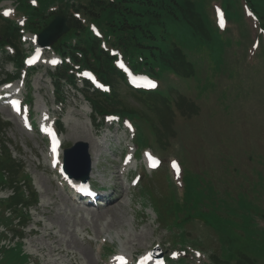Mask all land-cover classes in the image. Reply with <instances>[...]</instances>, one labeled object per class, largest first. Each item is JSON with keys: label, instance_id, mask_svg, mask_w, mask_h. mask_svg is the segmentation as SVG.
Listing matches in <instances>:
<instances>
[{"label": "rangeland", "instance_id": "1", "mask_svg": "<svg viewBox=\"0 0 264 264\" xmlns=\"http://www.w3.org/2000/svg\"><path fill=\"white\" fill-rule=\"evenodd\" d=\"M64 1L38 0L42 8H59ZM71 1L87 7L85 24L92 32H105L99 17L104 5L137 7L127 0ZM142 1L141 8L149 7ZM150 1L161 14L152 26L180 48L192 74L152 92L117 84L115 109L123 107L121 122L134 127L135 158L149 149L161 166L148 172L144 157L131 162L127 124L104 117L92 122L76 86L63 84L60 99L49 77L53 67L41 61L11 84L28 104L35 127L22 125L0 104V264H112L120 252L131 264L155 247L165 256H180L177 248L181 254L200 250L188 257L190 264L199 258L201 264H264V0ZM192 11L203 27L194 24ZM6 24L0 19V35ZM8 54L0 50V82L16 72ZM44 54L52 56L49 49ZM43 113L55 127L61 119V154L79 141L89 153V141L95 142L90 180L108 188V202L84 208L66 193L35 125ZM138 174L142 178L133 185ZM17 200L30 206L25 218L20 204L12 206ZM21 249L27 263L17 256Z\"/></svg>", "mask_w": 264, "mask_h": 264}, {"label": "trees", "instance_id": "2", "mask_svg": "<svg viewBox=\"0 0 264 264\" xmlns=\"http://www.w3.org/2000/svg\"><path fill=\"white\" fill-rule=\"evenodd\" d=\"M123 1L125 2L126 0ZM127 2H137V7L135 5L121 7L120 3L112 2L109 5H104L106 6L103 8L104 15H99V17L100 21H104V26L106 27L105 41L109 42L111 40L113 45L121 48L124 56L136 71L153 73L157 78H160L163 72L170 69L179 72L183 77H189L192 73L188 72L190 70L192 72L193 70L192 64L187 61L180 48L167 38L166 32L159 31L152 26L158 23V17L161 16L151 6L153 3L148 0L149 7L141 8L139 5L143 2L142 0H127ZM99 3L102 4L103 1H99ZM83 9L87 15V7H83ZM68 18L69 29L56 41V51L63 57L66 55L70 56L79 68L91 67L101 79L113 86L111 96L109 97L101 96L97 92L89 93L88 91H84L85 97L88 98L93 109L99 112L115 111L122 113L125 110L123 107L117 108L118 110L115 109L119 106L117 94H115V85H124L125 79L123 74L115 68L113 58L101 47L100 40L78 20L72 19L70 16ZM191 18L195 25L203 27L199 15L195 11L191 12ZM50 19L51 17L42 18L37 23H31L29 27L31 30L39 32L47 25ZM0 36L2 37L0 45L4 42H11L16 45L17 32L14 26L9 23L6 24ZM13 60H16L17 65L20 64L21 58L19 52H17ZM177 66L181 72L176 69ZM70 70V66L66 62H63L57 68L55 75H53V80L56 79V82L59 83L63 79L67 83H73V75ZM56 85V92L58 94L60 90L58 84ZM2 179L3 175L0 172V181ZM20 203L21 201L19 202V200L13 201L12 206L16 209ZM24 204L26 205L27 203ZM8 206H10V201ZM18 208V210L22 211L21 207ZM17 256L19 257V254ZM20 256H23L22 258L25 259L27 258V255L22 252Z\"/></svg>", "mask_w": 264, "mask_h": 264}, {"label": "water", "instance_id": "3", "mask_svg": "<svg viewBox=\"0 0 264 264\" xmlns=\"http://www.w3.org/2000/svg\"><path fill=\"white\" fill-rule=\"evenodd\" d=\"M66 19L63 16H56L50 24L39 34L38 42L41 45H50L52 44L56 36L61 32L67 30L65 24ZM64 156V169L65 171L73 176L84 178L87 177L91 160L88 153V145L85 142H77L74 146L69 149H66ZM79 168L80 173L78 174L76 170Z\"/></svg>", "mask_w": 264, "mask_h": 264}, {"label": "snow or ice", "instance_id": "4", "mask_svg": "<svg viewBox=\"0 0 264 264\" xmlns=\"http://www.w3.org/2000/svg\"><path fill=\"white\" fill-rule=\"evenodd\" d=\"M8 13H5V15H7ZM32 61H29V63H31ZM151 87H155V85L154 84H151L150 85ZM18 104H19V102L18 101H12V105H13V107L14 108H16L17 109V111H19V108H18ZM53 151L55 152L56 151V149L55 148H53ZM173 168H176L177 169V172H179V168H178V165L175 163V162H173ZM197 255H200L199 253H197ZM121 259H123L122 257H121Z\"/></svg>", "mask_w": 264, "mask_h": 264}, {"label": "bare ground", "instance_id": "5", "mask_svg": "<svg viewBox=\"0 0 264 264\" xmlns=\"http://www.w3.org/2000/svg\"><path fill=\"white\" fill-rule=\"evenodd\" d=\"M94 144H95V142L89 141V155H90V158L95 157V154H94V146L95 145Z\"/></svg>", "mask_w": 264, "mask_h": 264}]
</instances>
